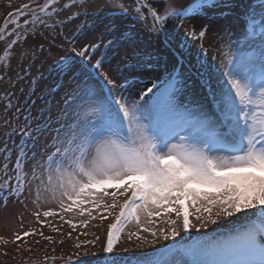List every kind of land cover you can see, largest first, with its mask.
<instances>
[{
  "label": "snow or ice",
  "instance_id": "1",
  "mask_svg": "<svg viewBox=\"0 0 264 264\" xmlns=\"http://www.w3.org/2000/svg\"><path fill=\"white\" fill-rule=\"evenodd\" d=\"M8 7L0 26V81L8 84L0 96V210L18 205L22 231L0 235V255L68 245L73 255H45L43 264H87L99 245L105 264H264V0H247L227 24H216L214 10H232L231 0ZM142 33L162 42L173 69L198 45L193 75L211 112L180 102L192 76L178 71L151 104L155 84L134 93L121 66L143 67ZM212 49L219 59L212 54L209 66ZM53 52L56 77L45 76ZM26 214L38 227H25ZM221 221L241 223L212 241L168 249V258L128 255Z\"/></svg>",
  "mask_w": 264,
  "mask_h": 264
},
{
  "label": "rangeland",
  "instance_id": "2",
  "mask_svg": "<svg viewBox=\"0 0 264 264\" xmlns=\"http://www.w3.org/2000/svg\"><path fill=\"white\" fill-rule=\"evenodd\" d=\"M26 1L27 0H11V3L13 6H16V5L22 4ZM188 1L189 0H178V3H187ZM9 2H10V0H0V26L3 25V22L6 19V14L9 11L13 10V8L8 7ZM90 2H94V0H90ZM126 2H131V0H126ZM244 3H247V0H231L232 10L224 9V8L215 9L214 10V20H215L216 24H227L230 21H232L233 19H235L236 12L243 10V4ZM222 11L226 12L227 15L226 16L220 15V13ZM127 23H130V21ZM137 29H139V26H137ZM233 31H234V34H233L232 39L235 40L237 34L235 33V30H233ZM139 39H140L139 44L141 45V47H140V49L136 50L139 53V56L136 59H139L142 62L143 67H140L137 69H125L123 66H121V72L124 75L129 76V79H130L129 84L133 86L134 93H138L141 90H144L146 92L147 88L152 87V85H153V83L151 81L152 77L149 74V72L156 68L157 59L160 57L154 49L151 51H147L145 49V47H144L145 37L142 34L139 37ZM172 43H174V42H172ZM205 46L207 47V41H205ZM4 47H5V43L0 42V55L3 54ZM189 47H191L192 51L190 49L185 51L183 65L182 66L177 65V66H179V68H180L179 72L181 73L182 78L186 77V76H192V79H189L186 81V85L183 88L182 92L178 95V99L180 100L181 103H184V104H191V103H196V102L204 103L205 107L209 111V107H208L209 103L204 100V97L206 96V90H203L199 87V77L196 75H193V72H194L193 65L198 66L197 61L199 59H201V56L199 55L200 50H198V48H199L198 45H196L194 47V44H193V45H190ZM210 52H211V54H216L218 59H219V54L215 52V49H212V51H210ZM47 55H48L47 52H45L44 56L47 57ZM57 58H58V53L53 52L52 56L48 57L47 62L44 64V67H43V69H41V71H44V69L47 68L48 64H52V62ZM143 61L148 62V64H150L151 67L146 68L144 66ZM169 61H170L169 57H166L163 60V63H165V65H163V67H162V70H163L162 75L164 76L166 74V81L168 78V74H170L171 70L173 69V68L171 70L168 69V66L170 64ZM13 64H15V61H13ZM209 66H211V65H209ZM189 69H192V71L190 72ZM137 70H139V71H137ZM0 74H3L2 67H0ZM140 74L143 77H140ZM145 74L147 75V77L145 76ZM44 75L47 76V71L44 72ZM50 75L52 77H56V72L53 74H50ZM46 83H51V80L41 81L39 88H43ZM17 87H19V86H17ZM70 87H74V85H71ZM6 88H8L7 81L6 80L0 81V96L3 95ZM39 88H38V91H39ZM158 93L159 92H157V91H155V92L153 91L152 93H148L146 96L147 103L151 104L150 102H153V100H152L153 95L158 94ZM125 95H128V93H125ZM133 98H138V97H136L134 95ZM22 99H23V97H22ZM140 102L145 103V100L141 99ZM2 109H3V104L0 103V112H2ZM2 125H3V121L0 120V136H2L3 132L6 130ZM15 139H17V137ZM15 213H17V212H15ZM14 219H15L16 224H17V228H18L17 230L22 231V229L19 228V221L16 219L15 215H14ZM240 223H241V221H237L235 223H231L228 221H221V222H219V226L210 225L208 228L200 229L199 231H197L195 229V234L190 236V237H186L184 235V236H181L176 241H169V242L164 243V244H158V245L152 246L148 249H145V248L144 249H134L133 248V249H131V251L128 255H130L133 260H135L136 257H138V256H143L144 254L153 255V256L159 258L160 253L168 247L176 246L177 249L184 248L185 245L189 242V240H191L194 237H199V236L203 237V239L201 241H212V240H214L220 236L227 235L234 228L238 227ZM29 226H31V225H29V215L28 216L25 215V227H29ZM36 227H38V226L36 225ZM14 230H16L14 226H10L9 224L3 223L1 228H0V235H2L3 232H8V231L13 232ZM43 231L45 232V234L51 233L47 227L43 228ZM51 235H53L55 237L57 234L51 233ZM30 239L31 238H29V240ZM81 239H84V238L81 237ZM8 247L11 248L12 246L9 245ZM3 250H4V246L0 245V252H2ZM65 253H67V255H73V250L69 246L68 247L66 246V248L64 247L63 252H61L60 249L57 248V251L55 253L51 252V250H49L46 253L42 249L41 250L34 249L31 253L25 252L23 254H20V255L14 256V257H12L11 253H10L9 254L10 258L7 260L5 259V257L3 255H0V264H25V262H27V264H43L45 255H48L49 257H52V256L60 257V256H64ZM74 259H75V257H74ZM83 259L86 260L87 264H103V263L105 264V260L107 259V257H105L102 253H99L98 245H97V250H95L93 252V255L85 257ZM48 264H63V261L59 258H57L55 260L50 258L48 260Z\"/></svg>",
  "mask_w": 264,
  "mask_h": 264
},
{
  "label": "bare ground",
  "instance_id": "3",
  "mask_svg": "<svg viewBox=\"0 0 264 264\" xmlns=\"http://www.w3.org/2000/svg\"><path fill=\"white\" fill-rule=\"evenodd\" d=\"M143 34H145V35H143ZM142 35L145 37V43H144L145 49L147 51H150V50L154 49L156 51V53L160 56L159 59L156 62V68L149 72V74L152 77V78L150 77L152 83L154 81L153 84L156 85V87L154 89L160 90L159 88L164 84V81H165V77L162 75V73H163V70H162L163 62L162 61L166 57H169L167 55V51L168 50L164 49L165 47L164 48L161 47L160 41L153 40L152 42H149V40L147 39L146 33H142ZM195 46L196 45L194 44V47ZM140 47H141V45L139 44V46L137 47L136 50L140 49ZM198 50H200V49L198 48ZM211 55L212 54L210 52L209 57H208L209 65H211V60H210ZM169 62H170V64L168 66V69L170 70L172 68V66H173L171 59H170ZM143 63H145V62L143 61ZM137 71H139V70H137ZM145 76L147 77L146 74H145ZM140 77H143V76H141V74H140ZM29 208H31V205H29ZM19 210L20 209H19L18 205H11V204H9V207H8L7 210H1L0 211V228H1L2 224L5 223V224H9L10 226H14L15 229L17 230L18 228H17L16 221L14 219V214H15V212H18ZM26 216H28V214H26ZM32 219H34V218H31L30 215H29V221L32 220ZM49 219L51 220V218H49ZM52 222L57 224V225H59L61 223L58 219L55 220V221H52ZM31 227H36V224L35 223H31ZM64 227H65V229H67V225H64ZM68 230H70V229H68ZM92 231H96V229L93 228ZM194 233H195V229H191L190 230V235H193ZM11 234H12V232H9V231L2 233L3 236H6L8 238H11ZM47 234L51 235V233H47ZM97 234L101 235V237L103 238V229H101L100 232H98ZM181 236H183V233H181L180 236H177L174 239H169L167 241H165L163 239H160L155 244H149V245L145 246V249H148V248H150L152 246H156L158 244H164V243H167L169 241H176ZM41 243H44V242L42 241ZM66 246L68 247V245H65V248H66ZM98 248H99V245H98Z\"/></svg>",
  "mask_w": 264,
  "mask_h": 264
}]
</instances>
